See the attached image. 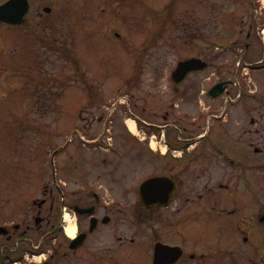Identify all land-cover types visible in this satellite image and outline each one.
I'll list each match as a JSON object with an SVG mask.
<instances>
[{"label":"flooded vegetation","instance_id":"af4514ba","mask_svg":"<svg viewBox=\"0 0 264 264\" xmlns=\"http://www.w3.org/2000/svg\"><path fill=\"white\" fill-rule=\"evenodd\" d=\"M69 1L0 0V129L24 110L53 112L68 86L87 96L76 143L49 162L17 152L0 165V264H264V0H193L186 16L166 2L145 19L134 16L141 0L80 13ZM158 17L154 35L167 46L175 36L174 68L206 67L177 85L171 70V92L154 96L140 91L144 61L128 36L151 34ZM96 34L134 54L118 87L96 86L75 60V37L90 48ZM56 69H69L64 82ZM120 97L122 114L159 139L136 140L119 112L104 120L102 102Z\"/></svg>","mask_w":264,"mask_h":264},{"label":"rangeland","instance_id":"374dc122","mask_svg":"<svg viewBox=\"0 0 264 264\" xmlns=\"http://www.w3.org/2000/svg\"><path fill=\"white\" fill-rule=\"evenodd\" d=\"M141 1V6L143 7L138 9L136 7L135 10L137 14H134V16L144 19L146 17H153L155 15L153 9L159 10V8H161V6L166 2H177L178 6L180 5L181 8H179V11H181L183 16L191 14L193 7V0ZM92 2L93 0L69 1L72 5L71 7H76L75 11L77 13H80L81 7L84 3L90 5ZM217 13H223V11ZM107 22L108 19H104L102 21V25H105ZM159 23L160 21L158 17L153 22L148 24L151 28L153 27L151 34L147 33L148 35H144L143 33L140 34L136 32L134 35L128 36L130 38V42L135 44L134 54L137 55V59H142L144 61L140 69L139 76L140 91L151 93L154 96H159L162 92H167L168 95L171 92L169 84L170 71L174 69V62L177 57L176 48L172 46L171 42L172 39H175V36L167 38L169 46L166 45L165 39H161L160 37L155 38L156 35H154V29L158 28L157 25ZM80 40L79 36L75 37V41L78 45L77 48L73 49V51H75V60L80 63L82 62L84 66H86L87 70L90 72L89 76L95 81L96 86L106 90L111 87H118V85L122 83V80L128 75L134 54L129 55L124 49L119 47L116 44L114 37L107 39L102 34H96L94 36V43L96 46L90 48L79 47ZM146 40L148 42H153V44L151 45L152 47L150 46L151 48L147 47L145 53L142 54L141 51H143V47L145 46L144 42ZM74 67L75 66L73 65V73L75 70ZM79 67H81V65ZM68 72L69 69L55 70L56 77H60L61 82H64L63 76L68 74ZM80 75L81 74L78 72V77ZM88 83L90 82L88 81ZM68 85L69 83L64 84L65 87ZM86 99L87 96L85 95V92H80L79 86H68L64 92L60 93L59 98L54 100L53 112L43 115H32L26 114L28 111L24 110L22 115L17 118L7 117V124L15 126L7 127L2 130L0 129V165L4 163H11L13 160H16L18 155L20 156L17 159H22L25 164L28 160H32V158L49 162L52 156L51 151L54 148H59L65 145L70 135H72L75 131L81 130L84 122L81 120L80 115L82 105ZM149 99L151 105H156L153 97ZM102 103L106 107L110 106V103L108 102L104 101ZM30 105L31 103L27 104V108ZM23 106L24 108L26 107L24 104ZM13 108L19 109L18 104H14ZM4 120L5 117L0 119L1 122ZM11 120L14 121L10 122ZM105 126L112 130L113 127L111 126L114 125L113 122H108ZM152 135H157V137L152 138ZM140 137H145V140L154 141L159 139L156 132L148 131H145V134H140ZM73 140L74 143L78 141L77 137ZM70 145L72 144L70 143ZM16 153L18 154L17 156ZM24 170L26 172H32L33 168L32 166H25Z\"/></svg>","mask_w":264,"mask_h":264},{"label":"water","instance_id":"95a60500","mask_svg":"<svg viewBox=\"0 0 264 264\" xmlns=\"http://www.w3.org/2000/svg\"><path fill=\"white\" fill-rule=\"evenodd\" d=\"M0 14H1V9H0ZM204 67H205V64L197 59H189V60L183 61L179 63L176 69L172 72V78L173 80L178 79L180 77L183 78L187 75V73L202 69ZM155 180L156 178H152V179L142 182L141 188L146 187L149 183H152Z\"/></svg>","mask_w":264,"mask_h":264},{"label":"bare ground","instance_id":"6f19581e","mask_svg":"<svg viewBox=\"0 0 264 264\" xmlns=\"http://www.w3.org/2000/svg\"><path fill=\"white\" fill-rule=\"evenodd\" d=\"M129 125L134 129V125H133V122L131 120L129 121Z\"/></svg>","mask_w":264,"mask_h":264}]
</instances>
